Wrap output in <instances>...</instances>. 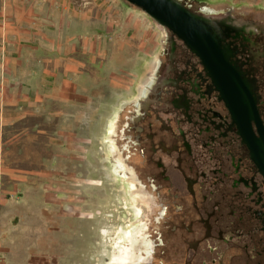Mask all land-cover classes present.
<instances>
[{"label":"flooded vegetation","instance_id":"af4514ba","mask_svg":"<svg viewBox=\"0 0 264 264\" xmlns=\"http://www.w3.org/2000/svg\"><path fill=\"white\" fill-rule=\"evenodd\" d=\"M181 2L201 32L149 16L157 42L112 121L125 263L264 264V9Z\"/></svg>","mask_w":264,"mask_h":264},{"label":"rangeland","instance_id":"374dc122","mask_svg":"<svg viewBox=\"0 0 264 264\" xmlns=\"http://www.w3.org/2000/svg\"><path fill=\"white\" fill-rule=\"evenodd\" d=\"M230 1L264 9V0ZM11 3L32 25H52L55 30L67 17H89L85 24L94 44L92 55L101 58L95 60L98 79L91 81L93 95L76 126L74 142L43 160L38 189L23 193L28 204L1 208L0 232L12 237L0 240V264H108L112 242L130 213L111 170L105 136L144 72L158 30L147 14L126 0Z\"/></svg>","mask_w":264,"mask_h":264},{"label":"crops","instance_id":"0c3cea01","mask_svg":"<svg viewBox=\"0 0 264 264\" xmlns=\"http://www.w3.org/2000/svg\"><path fill=\"white\" fill-rule=\"evenodd\" d=\"M20 11L0 0V219L1 208L28 204L23 193L38 189L43 160L74 142L98 79L89 17H67L55 30Z\"/></svg>","mask_w":264,"mask_h":264},{"label":"water","instance_id":"95a60500","mask_svg":"<svg viewBox=\"0 0 264 264\" xmlns=\"http://www.w3.org/2000/svg\"><path fill=\"white\" fill-rule=\"evenodd\" d=\"M135 5L160 27L169 26L177 33L193 31L201 32L199 22L188 18L195 17L185 8L181 0H126Z\"/></svg>","mask_w":264,"mask_h":264},{"label":"bare ground","instance_id":"6f19581e","mask_svg":"<svg viewBox=\"0 0 264 264\" xmlns=\"http://www.w3.org/2000/svg\"><path fill=\"white\" fill-rule=\"evenodd\" d=\"M113 123L111 124V126H109L108 130H107V134L105 136L106 138V142L109 145V149L115 146V143L113 141V139L111 138V133L113 132ZM115 133V132H114ZM118 147V146H117ZM115 151V150H114ZM107 153H110V150H108ZM114 156V155H113ZM119 157V156H118ZM115 164H113V173L116 176H119V166L116 164V162H114ZM121 163V162H120ZM123 179V178H122ZM122 189V188H121ZM136 190V189H135ZM130 197H131V201H134V195L132 194V192H130ZM124 198V197H123ZM126 200V199H125ZM126 204V203H125ZM139 210H137L138 212ZM139 220V219H138ZM137 221V220H136ZM126 222V221H125ZM145 226V225H144ZM105 232V231H104ZM132 234V229L129 228L126 231L123 230L122 227L119 228V230L117 231V235L114 239V241L112 242V246H113V252L110 254V261L108 262V264H126V260L128 258V250L126 249V247L123 246V241L125 239V235H127V237H130ZM137 234V233H136ZM140 236V235H139ZM141 238V237H140ZM133 240V239H132ZM133 246V244H131ZM135 248V247H134ZM133 248V249H134ZM133 256V255H132ZM131 261V260H130ZM129 261V262H130Z\"/></svg>","mask_w":264,"mask_h":264}]
</instances>
